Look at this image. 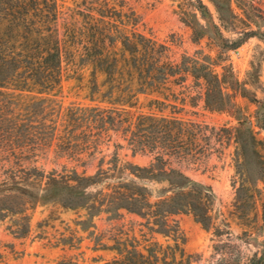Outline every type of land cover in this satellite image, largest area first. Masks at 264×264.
Listing matches in <instances>:
<instances>
[{"label":"rangeland","instance_id":"374dc122","mask_svg":"<svg viewBox=\"0 0 264 264\" xmlns=\"http://www.w3.org/2000/svg\"><path fill=\"white\" fill-rule=\"evenodd\" d=\"M200 1L226 39H242L237 50L221 55L230 61L225 65L228 71L224 89L234 102L236 113L205 109L203 82L186 74L179 81L178 76L170 78L159 93L138 94L135 101L139 109L147 111L149 101L166 97L167 103L183 107L184 118L208 125L207 140L199 136L197 141L200 147L209 149L206 156L195 161H171L170 166L212 189L218 199L217 210L210 212L213 228L205 230L191 214L170 219L177 222L181 246L185 255L190 256L191 264H246L261 251L264 241V131L254 119L258 110L264 112V41L244 35L251 32L264 35V0ZM212 1L220 6L221 15ZM58 3L68 14L86 17L88 11L99 9L100 14L111 15L110 21H105L119 34L130 38L132 33H141L165 46L166 61L173 64H179L183 55L193 56L196 52L218 59L220 51L209 37L193 40L188 22L198 20L204 25L195 11V0H58ZM221 17L226 21H221ZM106 45L120 58L119 53L125 47L121 40ZM62 69L58 94L10 95L0 89V182L17 181L22 177L21 169L31 167L45 175L71 168L93 175L98 164L103 170L109 167L112 155L122 163L148 166L153 155L134 154L120 133L114 131L97 143L91 155L88 151L79 154L71 141H64L62 148L58 146L59 137L64 135L66 109L73 104L87 106L91 99V70L76 59H64ZM214 71L219 77L223 74L221 67H215ZM103 79L98 76L96 84L101 85ZM253 99L259 101L260 108ZM237 118L249 123V130L242 129L238 136L239 144L233 133ZM69 148L73 152L66 150ZM45 182L43 179L42 183ZM86 213L55 203H39L27 211L29 232L22 238L11 233L18 227V217L6 216L0 220V264H69L70 260L72 264H104L115 257L112 247L127 239L135 238L139 249L152 242L163 247L174 244L170 238L149 232L145 220L126 212L116 218L100 213L93 217L92 226L83 230Z\"/></svg>","mask_w":264,"mask_h":264},{"label":"trees","instance_id":"16d2710c","mask_svg":"<svg viewBox=\"0 0 264 264\" xmlns=\"http://www.w3.org/2000/svg\"><path fill=\"white\" fill-rule=\"evenodd\" d=\"M212 2L221 15L220 6ZM62 8L58 0H0V89L10 95L58 94L64 59H76L91 70V99L87 106L73 104L66 109L64 135L59 137L58 146L62 148L64 141H71L79 154L88 151L91 155L97 143L114 131L120 133L134 154L148 153L153 158L148 166L140 167L122 163L112 155L109 167L103 170L98 164L93 175L78 173L74 168L48 175L36 167L21 169L22 177L17 181L0 182V220L17 216L18 227L11 233L22 238L29 232L27 211L39 203L85 210L88 218L83 230H88L93 217L100 213L116 218L126 212L145 220L149 232L170 238L174 244L163 247L152 242L139 249L135 238L127 239L112 247L115 257L104 264H191L190 256L182 249L177 222L170 218L191 214L205 230H210V212L217 210L218 199L209 186L190 179L171 167L170 162L205 157L209 149L200 147L197 141L199 136L207 140L205 132L209 127L203 121L184 118L183 107L167 103L166 97L149 101L147 111L139 109L135 99L138 94L159 93L170 78L178 76L179 81L186 74L203 82L205 109L234 115L237 108L224 89L228 71L225 65L230 61L221 55L237 50L242 39H226L206 6L195 0V11L204 25L198 20L188 22L193 40L209 37L220 51L218 59L196 52L193 56L183 55L179 64H173L166 61L165 46L141 33H132L130 38L119 34L105 21H110L111 15L92 9L82 17L63 12ZM221 21L226 19L221 17ZM244 36L264 41V35L258 33ZM119 40L125 47L117 58L105 45ZM215 67H221L220 77ZM98 76L104 78L101 85L96 84ZM253 102L260 108L259 101ZM168 108L171 109L166 113ZM254 119L264 131V112L258 110ZM52 128L55 133L57 127ZM242 129L248 131L249 123L237 118V126L233 127L237 144ZM66 150L70 153L72 148ZM246 264H264V241L261 251Z\"/></svg>","mask_w":264,"mask_h":264}]
</instances>
